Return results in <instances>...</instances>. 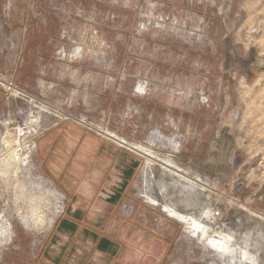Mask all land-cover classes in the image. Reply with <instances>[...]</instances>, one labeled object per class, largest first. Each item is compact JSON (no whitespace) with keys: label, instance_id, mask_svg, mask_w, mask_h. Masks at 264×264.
I'll list each match as a JSON object with an SVG mask.
<instances>
[{"label":"rangeland","instance_id":"1","mask_svg":"<svg viewBox=\"0 0 264 264\" xmlns=\"http://www.w3.org/2000/svg\"><path fill=\"white\" fill-rule=\"evenodd\" d=\"M62 121L207 186L120 147L139 161L124 213L156 264H264V0H0V264L72 243L37 157Z\"/></svg>","mask_w":264,"mask_h":264},{"label":"crops","instance_id":"2","mask_svg":"<svg viewBox=\"0 0 264 264\" xmlns=\"http://www.w3.org/2000/svg\"><path fill=\"white\" fill-rule=\"evenodd\" d=\"M37 157L65 199L57 235L72 240L55 264H156V237L124 213L135 154L62 121L39 139ZM77 238L96 241L95 249L75 248Z\"/></svg>","mask_w":264,"mask_h":264},{"label":"bare ground","instance_id":"3","mask_svg":"<svg viewBox=\"0 0 264 264\" xmlns=\"http://www.w3.org/2000/svg\"><path fill=\"white\" fill-rule=\"evenodd\" d=\"M104 134L106 135V137L108 139H111L114 142L116 141V143H118L119 145L127 146L128 148L132 149V151H135V152H138L139 154H141L146 159V163H147L149 168L153 167V166H159L163 170H166L170 174H173L174 176L182 179L183 181H185V182H187V183H189V184H191L193 186L199 187V188H201L203 190H206L207 186L203 183V181L201 179L193 178L191 175L179 170L178 167H176L175 165H173L171 163L162 162V161H160L158 159H155L154 155H152V153L146 151V149H144V148H141L139 146L135 147V146L129 144L126 140L120 139V138H118L116 136L114 137L112 134L110 135V134H108L106 132H104ZM54 193H55V196H60V197L62 196L56 190H55ZM164 211H167V212L171 213V215L175 216L177 219H179V220H181L183 222H187L188 225H195V226H197V229L200 228L195 221H193V222L188 221L186 217L182 216L181 214H179L174 209H170L169 207L166 206ZM212 215H213V213L210 214V216H212ZM212 242H213L214 245L216 244V246H218L219 248L221 247L220 250H222V252H226L225 243H221L220 241H212Z\"/></svg>","mask_w":264,"mask_h":264},{"label":"built area","instance_id":"4","mask_svg":"<svg viewBox=\"0 0 264 264\" xmlns=\"http://www.w3.org/2000/svg\"><path fill=\"white\" fill-rule=\"evenodd\" d=\"M108 139V138H107ZM116 143V142H115ZM118 146H120V147H123V146H121V145H119L118 143H116ZM123 148H126V147H123ZM126 149H128V150H130L129 148H126Z\"/></svg>","mask_w":264,"mask_h":264}]
</instances>
